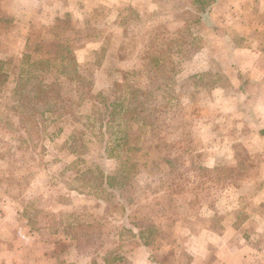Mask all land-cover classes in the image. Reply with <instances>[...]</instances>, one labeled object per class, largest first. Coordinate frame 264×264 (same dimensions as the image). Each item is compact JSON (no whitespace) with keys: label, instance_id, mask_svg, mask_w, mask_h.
Returning a JSON list of instances; mask_svg holds the SVG:
<instances>
[{"label":"rangeland","instance_id":"374dc122","mask_svg":"<svg viewBox=\"0 0 264 264\" xmlns=\"http://www.w3.org/2000/svg\"><path fill=\"white\" fill-rule=\"evenodd\" d=\"M0 4L4 10V14L0 10V18H7L1 32L16 37L21 21L13 20L10 11L16 7L19 10L25 3L4 0ZM99 11L104 14L102 8ZM183 13L182 20H185L179 25L181 28H176L173 22L170 27L165 26L157 23L161 21L158 20L141 26L133 24L135 28L131 31L132 26L121 22L118 16L112 15L109 20L105 17L103 20L107 19L110 30L100 36L101 47L92 44L95 36L87 28L86 36H77L72 31L76 36L73 37L68 31L63 39L58 34L48 35L45 26L43 31L36 29L42 33L40 44L43 45L30 41L28 46L32 51L29 54L35 55L33 58H41L65 47L76 46L77 50L88 43L87 50L77 56L81 60L78 63L80 73L94 82L91 96L106 86L108 74L117 80V90L121 92L125 75L140 73V77L143 76L141 80L145 81L143 74H146L148 64L142 57V51L153 49L154 44L167 48L182 45L188 60H194L193 52L204 44L206 34L200 24L190 25L192 12L187 10ZM259 18H262L260 13ZM62 23L61 19L53 22L56 33L57 26ZM64 26L66 29L72 27L68 21ZM193 33L200 34L195 39ZM85 40H88L86 44ZM109 49H114L118 55L117 71H111V59H103ZM24 54L0 53V58L5 61L3 70L10 74L11 79L0 86V235H7L8 245L12 239L21 242L17 249L24 253L21 256L24 263L106 264L105 257L119 255L120 259L114 264H132L137 253H140L138 257L146 254L140 249L146 242L151 247L148 251H158V259L163 258L164 264H264V216L257 221L251 219L239 229L224 228L225 221L226 224L231 222L240 210L238 198L246 189H253L252 176L257 168L243 171L244 163L220 165L221 161H218L216 164L218 157L229 155L232 158L236 153L218 149L212 156V149H208L219 140H226L227 144L228 141L239 140L237 128L241 119L233 101L223 99V94L228 92L216 91L223 85L213 67L196 69L193 66L190 69V64L181 63L182 66L175 68V72H180L178 80L173 78L175 83H171L170 92L175 101L170 110L154 115L152 128L144 126L130 110L118 115L114 125L119 122L126 133L118 149L121 158L107 161L103 148L96 142L87 143L78 155L68 151V136L80 127V121L85 120L77 114L58 118L49 115L35 142L24 128L7 127L2 114L12 102V74ZM200 56H197L196 63H206L199 60ZM99 61L101 64H97ZM190 75L196 76L197 82H192ZM65 90L63 93L67 98L78 99L76 94ZM94 106L98 104L87 97L77 106V113H91ZM85 121L89 124L92 120ZM208 123H214L217 130L210 132ZM97 127L98 123L94 125L95 132ZM217 133L222 135L214 140L212 135ZM240 134L242 139L244 133ZM114 137L117 136H112L111 141ZM250 149L248 147L247 153L239 157L255 162ZM209 156L211 164L207 163ZM212 158L217 160L213 162ZM130 160L146 163L131 179ZM121 163L125 165L127 171L123 172L128 174V180L121 187L110 188L107 192L89 193L91 184L81 180L83 175L81 178L76 176L86 167L96 165L109 172ZM256 187L260 191L264 185ZM262 199L264 206V196ZM65 220L69 223L96 222V233L82 235L72 242L61 231V223ZM175 220L182 224L173 227ZM256 231L262 236L252 243ZM175 237L177 244H167ZM1 247L0 252H3ZM8 253L10 256L13 254L9 249ZM33 255H38V263L33 261ZM158 259L156 264H163Z\"/></svg>","mask_w":264,"mask_h":264},{"label":"crops","instance_id":"0c3cea01","mask_svg":"<svg viewBox=\"0 0 264 264\" xmlns=\"http://www.w3.org/2000/svg\"><path fill=\"white\" fill-rule=\"evenodd\" d=\"M3 1L4 0H0V3ZM20 2L25 4L21 5L19 10H17L16 7V9L10 11L13 20L21 21L20 30L17 32L16 37L1 32L2 27L5 28V21L7 18H0V21L4 24L2 26L0 23V46L2 45L0 53L8 51L14 52L15 54L18 52H20V54H29L32 49L29 48L28 43L34 40L35 44H40L43 36L41 32H36V29L39 28L41 31L45 26L48 35L56 36V34H58V37L63 39L67 36L68 31H70V34H72L73 37L76 36L72 31H75L77 36L84 34L86 36L85 28H87V31L92 36H95L92 39L95 42H92V44L101 47L102 43L99 42V38L100 36L105 35V32H109L107 31V29L110 28L107 19L109 20L112 15L118 16L119 20H122L121 22L130 24V26H132L130 27L131 31V29L135 28L133 24L141 26L150 24L153 21L157 22L158 20L161 21L157 23L164 24L165 26L170 27L173 22L176 28H181L179 25L185 20H182V13L189 10L190 13L192 12L195 14L191 15L192 18H190L189 23L190 25L200 24L202 26V31L206 34L205 42L193 52L194 60H188V54L185 47L182 45L181 47L179 44H175L173 48H167V50L169 49L168 51L172 53L174 68L180 67L182 63V65L190 64V69H192L193 66L196 69H199L200 67H213V69H215L214 72H217L218 76L221 77L223 85L219 88H216L215 86L216 91L220 90L228 92L227 94L224 93V98H222L225 101H227L228 98L233 101V106H235L236 112L241 118L239 119L240 122L238 123L237 128L239 132V140L228 141L229 145L226 140L222 142L219 140L218 142L216 141L213 146L208 147L207 145L210 144L209 141V143H206V147L212 149V156L215 155V150L218 149H222L223 152L231 150L236 153L232 158L229 157V155L220 156L218 157V160L212 158L214 159L213 162L217 160L215 162L216 164H219L218 161H221L220 165L244 163L245 170L243 171H250L255 167L257 168L256 174L252 176L253 184L255 186L253 185V189H246L244 195L238 198L240 210L231 222L226 224V221L224 220V228L239 229L251 219L254 218V220L257 221L261 216H264L262 199L264 196V187L260 191H258L256 187L259 184L264 185L263 0H216V3L207 7L205 11L198 13L195 12L196 9L193 6L192 0H14V3ZM100 8H102L104 14L100 13ZM0 10L2 11V14H4L3 7L0 6ZM259 13L262 18H259ZM105 17L107 18L106 21L103 20ZM60 19L63 20L64 23L57 26L58 32L56 33L53 22L60 21ZM97 19L99 21H97ZM67 21L72 25L70 29H66L64 26ZM88 21L90 22L88 23ZM33 30H35V32H32ZM172 32H175L176 35L178 34L176 31ZM199 34L200 33H193L195 39ZM201 35H203V33H201ZM114 37H116V35H114ZM261 38L263 39L259 41ZM74 40L76 41V38H74ZM87 41L88 40H85V44ZM81 44H83V42ZM87 45L88 43L86 45H81V48L77 50L75 48L76 46L65 47L62 48V50L68 49L73 51L77 62L80 64L81 60L78 59L77 55L86 51ZM160 47L165 48L168 46L164 47L163 45H160ZM10 48H12V51ZM97 49L98 48L96 47V50ZM139 50L140 49L137 50L136 55H138L137 53H139ZM146 50L147 49L143 51L141 50L144 53V55H142L144 59L145 55L152 51L151 48L147 51ZM114 51V49H109L105 58H103L104 61L108 59L112 60L109 65L110 69H112L111 71H117L116 67L119 60L118 55H116ZM198 55H201L199 60L206 61L207 64L196 63L195 60ZM31 56L33 58L35 55H32L31 53ZM3 57H6L5 54ZM101 61L97 64H101ZM20 63L21 62L18 64ZM175 73L174 80L177 81L180 72L179 70L178 72L176 70ZM190 77L192 82H197L196 76L190 75ZM116 81L117 80L111 74H108L106 86L110 82L115 83ZM106 86H104L103 89H105ZM226 112L227 111L225 110L224 113ZM215 126L214 123H208L207 128L210 132H213L216 129ZM240 132L244 133L241 137L242 139H240ZM221 135V133H217L212 135V138L215 140ZM249 141L251 143H249ZM248 147L249 149L252 148L250 149V153L255 156V162L246 161L239 157L240 155L247 153ZM210 157L211 156L207 158L208 164H211ZM253 165L254 167H252ZM212 166L217 165L213 164ZM244 179H247V177ZM176 224L181 225L182 222L175 220L172 223L173 227H175ZM4 226L5 225L2 224V227ZM261 227L262 225L260 228ZM6 236L5 233L0 235V245L3 250V252H0V264H26L24 263V259L21 258L24 253L17 249L21 242L19 243L18 240L12 239L11 244L8 245ZM261 236L262 234L256 231V237L252 243H256ZM212 238H214V236H212ZM177 242L178 239L176 238L173 241L167 242V244L175 245ZM143 244L144 246L140 249H143L146 254L144 253L141 257H138L140 253H137V258L134 260L135 263L132 262V264H156L158 251H148V248L151 247L147 246L148 244L146 242ZM8 249L13 253L11 256L8 253ZM159 252L162 253V249H159ZM33 256V261L38 263V255ZM52 259L53 258L51 257L50 260ZM161 260L163 264L166 263L163 258H159L158 262ZM170 264H173V262Z\"/></svg>","mask_w":264,"mask_h":264},{"label":"trees","instance_id":"16d2710c","mask_svg":"<svg viewBox=\"0 0 264 264\" xmlns=\"http://www.w3.org/2000/svg\"><path fill=\"white\" fill-rule=\"evenodd\" d=\"M192 3L195 12L198 13L205 11L207 7L216 3V0H192ZM168 50L167 47L154 44L152 51L145 55L148 65L146 74H143L144 82L140 73H130L125 75L121 92H118L116 83L110 82L105 89L92 96L90 90L94 82L80 73L73 51L68 49L55 51L52 55L41 58H32L30 54H24L21 63L15 66V72L12 74V102L2 114L4 122L9 128H24L29 138L35 142L45 127L49 115L58 118L77 114L80 119L90 118L92 121L89 124L85 120L80 121V127L68 136V151L78 155L87 143L96 142L103 148L107 161L119 160L121 153L118 149L126 133L119 122L114 125L116 117L123 111L130 110L144 126L152 128L154 115L164 113L173 104L174 96L170 89L175 68L172 53ZM4 62L0 59V86L11 80L10 74L3 70ZM65 88L76 94L78 99L67 98L63 93L67 91ZM87 97H91L98 106L92 107L91 113H77V106ZM96 123L98 127L95 132ZM107 129L110 131L107 132ZM112 136L117 137L111 141ZM143 165L145 166L146 163L130 160V179ZM123 171H127L124 163L109 172L95 165L79 170L76 176L81 178L83 175L81 180L91 184L92 191L89 193L100 194L110 188L121 187L128 180V174ZM65 222L66 220L61 223V231L72 242L82 235H95L94 229L98 226L96 222L90 224ZM118 259H120L119 255L114 258L107 256L104 260L106 264H114Z\"/></svg>","mask_w":264,"mask_h":264}]
</instances>
